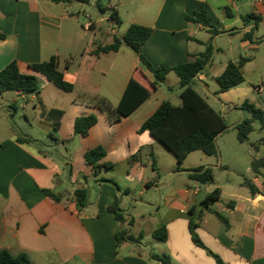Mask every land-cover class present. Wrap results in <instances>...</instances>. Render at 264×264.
Segmentation results:
<instances>
[{"label": "crops", "instance_id": "crops-1", "mask_svg": "<svg viewBox=\"0 0 264 264\" xmlns=\"http://www.w3.org/2000/svg\"><path fill=\"white\" fill-rule=\"evenodd\" d=\"M72 2L0 0V34L5 36L0 41V70L15 62L20 74L38 82L33 93L12 91L8 105L2 106L7 115L19 110L21 125L28 130L23 138L11 133L0 139V251L24 254L28 264H161L151 254L167 257L170 264H217L214 256L222 264H264V171L262 177L249 167L240 184L245 191L223 193L214 177L211 184L202 185L189 179L190 169L178 170L175 157L139 128L163 101L181 105L184 88L179 78L169 72L152 89V73L124 43L115 52L95 53L116 35L109 41L96 36L93 24L80 26L67 11ZM227 2L223 16L201 0H161L154 19L141 25L152 30L141 53L154 66L193 62L208 46L212 49L210 61L191 83L198 94L196 84L210 93L199 95L227 126L215 140L218 155L202 153L204 158L193 168H208L212 174L232 166L233 159L225 166L219 161L224 150H232L218 139L248 117L241 104L248 100L264 112V74L254 64L264 44V0ZM199 9L205 10L209 27L185 19ZM250 14L255 17L244 18ZM217 53L225 59L215 62ZM51 57L57 59L63 80L73 86L71 92L59 90L30 68ZM240 58L247 60L241 69L243 82L217 93L215 78ZM252 69L257 71L255 83L242 86L245 72ZM130 79L150 95L130 115L116 118L101 102L114 110ZM89 115L96 118L95 124L85 135L75 134V119ZM95 148L104 153L96 169L84 158ZM246 154L250 163L264 159V153ZM245 181L257 193L251 195ZM214 188L220 198L205 209L202 200ZM81 189L87 198L79 208L74 191ZM221 194L233 200L221 199ZM109 206L120 210L123 221L115 219ZM213 212L224 216L228 226ZM190 222L202 246L193 243ZM162 227L165 241L152 237ZM119 232L134 241L117 243Z\"/></svg>", "mask_w": 264, "mask_h": 264}, {"label": "trees", "instance_id": "trees-1", "mask_svg": "<svg viewBox=\"0 0 264 264\" xmlns=\"http://www.w3.org/2000/svg\"><path fill=\"white\" fill-rule=\"evenodd\" d=\"M55 2L76 1L87 3L88 0H53ZM240 1V0H236ZM255 17L247 15L244 18ZM111 19L116 23L120 22L116 10H112ZM189 22L200 24L203 27H209L204 9H199L192 13V17L186 16ZM259 20V17H256ZM151 28L138 24H130L121 38L114 37L113 42L104 47H98L95 53L99 52H115L120 45L124 43L138 57L139 62L153 75L151 88L155 89L161 83L169 72H173L179 78V85L184 88L180 94L181 105L173 106L169 101H163L159 107L149 116L140 126L139 132H148V134L165 147L174 157L178 165H181L185 158L192 152L200 151L206 156H217L218 150L216 146V137L227 130V126L223 118L211 108L207 102L191 87L194 78L206 67L210 61L212 49L207 47L204 52L198 54L193 62L168 66L160 64L152 65L141 53L142 44L151 35ZM5 36L0 34V41ZM264 42V39H263ZM247 60L240 58L237 63H228L224 71L215 78L218 85V92H223L228 89L237 87L243 82L242 67ZM30 68L42 74L56 88L63 92H71L73 86L63 80L61 72L57 70V59L51 57L49 60L32 64ZM38 88L37 79L32 75L20 74L15 62H10L2 70H0V93L5 91H13L21 94H29L36 91ZM150 95V91L138 84L135 80L130 79L126 88L114 110L110 111L109 107L101 102V107L109 113L113 112L118 117H126L130 115L141 103H143ZM240 109L248 113V117L243 119L235 126L236 138L239 142L247 140L248 134L253 130V123L258 122L260 129H264V112L255 106L254 103L245 100ZM96 122L93 115L78 117L74 121V133L85 135L90 127ZM260 144L264 147V136L260 139ZM104 156L101 148H95L85 153L84 158L93 168H98L96 165ZM104 167H109L105 164ZM251 171L263 177L261 171H264V159L253 160L250 163ZM190 180L196 181L199 184H211L213 182L212 171L208 168L198 167L188 170ZM116 184L113 181H107ZM244 184L248 188L251 195L257 193V189L249 181ZM117 187V186H116ZM49 196L54 197L49 192L45 191ZM76 206L82 208L85 206L87 192L85 189L74 191ZM220 198V190L214 188L211 192L205 195L202 200V205L206 209L209 205L216 203ZM115 219L123 221V216L120 210L115 206L108 207ZM215 217L228 226L224 216L217 212H213ZM193 222L189 223V232L193 243L202 246L198 238L195 236L192 228ZM152 237L161 241L166 240L165 228H159L152 232ZM117 243L122 241H134L130 235L125 232H119L115 235ZM154 260L161 264H170L167 257H160L156 254H151ZM217 264H222L221 261L214 256ZM0 264H28L26 255L19 254L11 256L7 251H0Z\"/></svg>", "mask_w": 264, "mask_h": 264}, {"label": "rangeland", "instance_id": "rangeland-1", "mask_svg": "<svg viewBox=\"0 0 264 264\" xmlns=\"http://www.w3.org/2000/svg\"><path fill=\"white\" fill-rule=\"evenodd\" d=\"M161 0H88L87 3H80L73 1L72 7L68 8L67 11L70 15L78 20L80 26L85 24H93L97 33L96 36H103L105 40L110 41V35H116L121 37L126 32L130 24H148L154 19L157 8ZM202 3H207L210 7L215 8L216 13L220 15H226V9H229L227 0H201ZM117 10L120 22L116 23L111 19L112 9ZM224 18V17H223ZM227 19V17H225ZM229 21V20H228ZM231 21V20H230ZM78 27L80 28V26ZM91 32L87 36H90ZM237 55L244 56V53L237 50ZM225 55L217 53L215 55V62L222 61L225 59ZM254 64L258 66L264 74V44H261L259 50L255 56ZM245 81L242 84L244 87H250L256 81L257 71L252 69L250 72H245ZM201 85V84H200ZM213 87V83L209 84ZM199 94L204 97L205 95L211 96L210 93L206 92L204 87L198 89L197 84L195 85ZM12 91L2 93L0 98V139L3 137L12 136L16 138H23V134L28 130V127L21 125V112L17 110L14 114L7 115L6 110L2 108L3 105H8L10 101V95ZM162 97V93H158L156 98ZM160 99V98H159ZM177 99L172 100L175 103ZM4 107V106H3ZM8 107V106H7ZM9 110V109H8ZM264 136V132L260 129L258 123H254L253 130L248 134L247 140L239 142L236 138V130L232 129L228 133H225L218 141L222 142L227 147V150L231 152L222 153L219 161L222 166L230 163V159H233L232 166L225 172L223 170L213 173L214 181L216 185H219L223 193L233 192H244L245 188L241 187L240 184L243 182V177H247L246 172L249 171L250 161L246 151H251V157H260L264 153V147L258 144L259 138ZM217 141V142H218ZM232 148V149H231ZM230 149V150H229ZM258 150V152L255 151ZM204 158V155L200 151L190 153L183 164L178 165V170L181 169H193L199 165L200 158ZM206 158V157H205ZM245 170H247L245 172ZM219 172H221L219 174ZM250 173V172H249ZM211 186V185H210ZM203 193L201 191L200 196ZM221 199L233 200L226 194H221Z\"/></svg>", "mask_w": 264, "mask_h": 264}]
</instances>
